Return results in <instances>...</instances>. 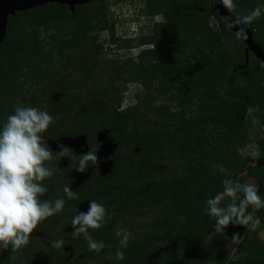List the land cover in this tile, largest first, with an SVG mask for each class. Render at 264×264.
Returning a JSON list of instances; mask_svg holds the SVG:
<instances>
[{
    "label": "trees",
    "instance_id": "trees-1",
    "mask_svg": "<svg viewBox=\"0 0 264 264\" xmlns=\"http://www.w3.org/2000/svg\"><path fill=\"white\" fill-rule=\"evenodd\" d=\"M212 1L148 0L145 14H161L162 23L147 24L139 38L128 39L127 32L123 36L117 29L119 25L125 29V22L117 18L108 21L103 0L78 6L74 14L68 6L48 4L10 19L7 37L0 46V128L13 114L14 105H30L55 118L42 134L47 145L60 137H86L88 151L90 147L98 151L99 134L106 132L116 141L120 155L105 176L89 162L81 173L90 177L75 191L79 199L65 196L63 212L40 224L49 247L33 237L14 254L10 246L6 250L0 247V264H264V242L259 239L264 231V209L254 214L262 223L252 237L241 236L236 258L218 250L233 233L240 234L242 225H229L224 234H217L214 219L205 213L206 200L223 190L225 178L241 183L253 178L264 198V167L248 168L254 159L239 154L241 148L256 143L262 153L259 158L264 160V137L252 135L249 114L254 109V117L264 125V68L251 52L249 66L241 68L245 65L243 40L234 43L236 63L230 52L221 48L227 43L225 36H236L227 31V22L217 10L207 14ZM235 4L234 15L243 16L264 0H235ZM247 27L264 50V15ZM50 28L56 32L49 37V44L59 40L46 52L47 42L39 33ZM95 31H108L107 45L119 51L145 45L154 48L141 52L136 62L127 61L120 67L117 59L102 66L90 56L93 51L82 52L81 57L77 53L85 45L93 47ZM187 49L189 57H177ZM56 50L80 59L74 67L63 68L64 62H54ZM45 76L50 90L64 93L57 103L49 100L48 93L43 99L39 95L33 99L24 91L27 82L20 81L31 77L40 86ZM104 76L109 84L103 82ZM118 79L143 87L136 95L137 104L123 111L118 108L123 102L116 87ZM161 100L166 104H159ZM82 109L85 113H77ZM151 115L157 116V125L147 129L145 126L155 122ZM139 148L141 153L133 152ZM78 156L68 160L66 169H61L59 157L49 163L54 175L42 182L48 191L41 200L64 196L58 195L67 186L61 179L69 170H76ZM214 164H222L227 173L221 176ZM93 199L111 215L102 228L90 230L94 239L105 244L100 253L89 251L86 240L82 236L74 239L73 230H69L73 208ZM151 215V222H143L138 229L148 228L150 233L141 236L133 221ZM120 227L130 230L133 239L126 249H120L125 258L116 260L119 242L115 233ZM60 239L64 241L62 248L51 247V241ZM69 247L72 259L82 253L86 259L65 261L71 254ZM109 254L112 260L107 259Z\"/></svg>",
    "mask_w": 264,
    "mask_h": 264
},
{
    "label": "clouds",
    "instance_id": "clouds-1",
    "mask_svg": "<svg viewBox=\"0 0 264 264\" xmlns=\"http://www.w3.org/2000/svg\"><path fill=\"white\" fill-rule=\"evenodd\" d=\"M218 3L229 13V16L225 17L227 27L235 30V36L239 40H247V26L264 15V4H258L247 14L239 16L234 15L235 0H218ZM120 21L125 22L127 35L132 36L136 32L139 38L144 34L145 28L141 25L143 20L140 15L125 12ZM54 123L55 118L46 110L17 104L14 105L13 114L7 116L3 127L0 128V247L8 249L10 246L13 254L30 243V237L43 221L63 212L65 196L69 200L79 199L70 186H65L64 196L54 201L41 200L48 191L42 182L54 175L49 163L57 157L70 161L77 157L75 151L65 145H60L59 151H55L54 155L53 150L45 143L42 134ZM261 155L260 150L257 157ZM78 157L76 170L79 172H85L89 162L93 165L98 163L97 150L91 147ZM213 169L221 176L228 171L222 164H214ZM222 184L223 190L206 200L205 213L214 219L215 232L224 234L229 225L245 227L251 225L252 229L258 228L262 222L254 214L264 209V198L258 194L257 186L254 183H241L230 178L223 179ZM249 208L252 209L251 212ZM109 219L111 215L106 208L96 200H90L86 212L76 209L71 216L73 238L82 236L89 251L100 253L105 244L102 240L94 239L90 230H99ZM115 235L119 242L115 259L123 260L125 253L120 249L129 246L133 234L130 230L120 227ZM260 236L264 238V232H261ZM240 239L239 233H233L226 245L231 249V253ZM63 246L62 239L51 241L53 248L60 249ZM107 259L112 260V255L109 254Z\"/></svg>",
    "mask_w": 264,
    "mask_h": 264
},
{
    "label": "rangeland",
    "instance_id": "rangeland-1",
    "mask_svg": "<svg viewBox=\"0 0 264 264\" xmlns=\"http://www.w3.org/2000/svg\"><path fill=\"white\" fill-rule=\"evenodd\" d=\"M137 3L139 4V8L143 6V3L141 0H136ZM104 5H106L105 7L107 8L109 17H108V21L109 22H113L114 19H118L120 21V17H122V14H124L125 12H130L129 10H131L132 14H137V12H134V9L137 10V8H134L133 6L130 7L129 3H123L120 2L118 0H103ZM217 1L213 0L211 3V10H209V12L207 14H212L216 9L215 6L217 5ZM215 9V10H214ZM214 10V11H213ZM138 11V10H137ZM158 20H163V16H158L157 17ZM144 20V19H142ZM24 21V18L21 20ZM138 21V20H136ZM117 29H119V32L121 35H125L126 30L121 28V26H117ZM145 30V29H144ZM228 32H231V30L228 28L227 29ZM55 29L50 28V29H45V30H41L40 31V36L45 39V41L47 42L46 44V52L50 50L51 45H55L56 43H58V40L55 41V43H52L51 45L49 44V42L51 43V40L49 39V37L54 36L55 34ZM95 37H97V41L96 43L93 45V47L91 48L90 45H85L83 46L79 51H77L78 56L80 54L81 57V53H87L88 50L93 51V54H90V56L92 58H95L96 60L99 61V63L104 66L106 64H109L111 62H115L117 59L120 62V67L123 66V64L125 62H129V61H135L137 57L140 55L141 52H143L144 50H153V46H147V47H140V48H136L134 50L131 51H119L117 49L116 46L114 45H107L108 40L111 36V34L108 31H95ZM135 36V34L133 35ZM225 42H227L223 47H221L222 49H227V51H229L230 53H228V55L231 54V59L234 60H238L237 58V54L235 52V41L237 42L238 39L234 36H225ZM175 48V47H173ZM243 50L245 51V47L243 48ZM59 51L56 50V56H54V62L56 65L61 64L62 62H64L63 64V68H69L70 67H74V65L76 64V61H78V57H74V58H70L68 57V55L66 54H59ZM189 53V49H187L185 51V53H177V57L182 56L183 57H189L188 55ZM169 52L165 53V56H168ZM163 55L162 59L165 57ZM257 60V62H260V67L263 69L264 68V62L260 61L259 59L255 58ZM253 60V58H252ZM250 64V61H249ZM236 70V68H235ZM105 82V84H109V80L107 79V76H104L102 78ZM20 81H26L27 84L25 86V90L24 91H28V94L30 96H32L33 99H36L39 95L38 98L43 99L45 96H47L46 94H49V100L52 103H57L61 98L64 97V93L62 91L59 90H55V89H51V87L49 86V83H47V76H45L42 80L43 83H40V86H36L33 78L31 77H26L25 78H21ZM61 81H58L57 85H60ZM154 84H158V81L154 82ZM117 88H119L121 95L123 96V102L121 104L118 105L119 111L121 110H125L131 107H134L137 103V98H136V94L137 92H140L143 87L140 83H130V84H125L123 83L122 80L118 79L117 80ZM159 104H166L165 101H160ZM85 109L80 110L77 113H85ZM250 117H251V121H252V135L254 136V138H261L264 137V125L261 124V121L254 117L255 114H257V112L254 109H251L249 111ZM151 119L155 120V122L151 125L145 126L147 129H151L154 128L157 125L156 120L158 119L156 115H151L150 116ZM86 138V137H85ZM84 137L78 139H68V138H58L55 139L51 142H49V147L53 150V151H59V146L60 145H65L67 147L72 148L75 151L76 155H81L84 154L88 151V144L86 145V140ZM78 139V140H77ZM99 142H100V149L97 151V156H98V163L97 165H95V168L103 175H107L110 174L114 164L116 162V158L120 155L119 151L117 150V145H116V141L110 137L107 136L106 132H101L99 134ZM133 152H139V149H135L133 150ZM260 153V149L257 146L256 143H253L249 146H246L244 148H241L239 150V154L240 156H242V158L244 159H253L255 157H257ZM67 158H62L61 159V168L65 166V163L67 162ZM251 164V163H250ZM158 169H161V167H159ZM90 174L88 173H81L77 170H72L69 171L67 173H65L62 177V181L65 183H67V186H70L74 191H76L79 187H81L82 185H84L86 183V181L89 179ZM246 182L248 183H254V179L253 178H247ZM63 192H58V195L62 194ZM90 201V200H89ZM89 201H85L82 204L77 205L76 207L73 208L72 210V214L70 215L69 219H71V216L73 215L74 211L76 209H79L80 211H84L86 212L88 210L89 207ZM153 215L148 216V217H144L142 219H137L136 221H133L134 223L132 225L135 226V228L138 230H140V226L141 224L144 225L149 222H151V220L153 219ZM65 230V229H63ZM69 230H74L73 228H70ZM141 236H145L146 234L150 233V229L145 228L142 231H139ZM254 229L251 228V225L249 226H242V228L240 229V236H242L243 238H250L252 237V232ZM264 232V231H263ZM136 236V235H135ZM33 238L38 239L39 244L43 245L44 247H49V238L46 235V231L41 229L40 227H38L34 233L32 234ZM259 239L260 241L264 242V238H262L259 234ZM241 242V241H240ZM239 242V244H240ZM229 243V242H228ZM228 243L226 245H228ZM238 245H235L234 248V252L231 253V249L228 248L226 245L223 248H220L218 251L219 252H225L227 254H229L230 256H232L233 258H236V254H237V249H238ZM3 248V247H1ZM4 249V248H3ZM6 250V249H5ZM67 251H70L71 254L69 255V257L67 259H65V261H70L73 260L74 262H78L81 260L86 259V255H84V253L79 254L77 256L74 257V259H72V248L69 247L67 249ZM17 259V257L15 258V260ZM93 263V262H92ZM105 264H111V262L107 261Z\"/></svg>",
    "mask_w": 264,
    "mask_h": 264
},
{
    "label": "water",
    "instance_id": "water-1",
    "mask_svg": "<svg viewBox=\"0 0 264 264\" xmlns=\"http://www.w3.org/2000/svg\"><path fill=\"white\" fill-rule=\"evenodd\" d=\"M90 1L91 0H0V46L7 37L10 19L15 17L18 13L31 11L48 4H60L68 6L72 14H74L78 6L88 5ZM216 1L218 3V0ZM215 9L219 12L223 20H225V17L229 16L227 10L219 3L215 6ZM230 30L235 34V30ZM243 41L245 47V65L241 68L245 69L249 66L250 52L254 54L255 58L264 62V50L255 41L253 31L250 28H248V39ZM235 72L236 70H234V73ZM242 174H244V172ZM262 183H264V181Z\"/></svg>",
    "mask_w": 264,
    "mask_h": 264
},
{
    "label": "flooded vegetation",
    "instance_id": "flooded-vegetation-1",
    "mask_svg": "<svg viewBox=\"0 0 264 264\" xmlns=\"http://www.w3.org/2000/svg\"><path fill=\"white\" fill-rule=\"evenodd\" d=\"M142 1V3H143V6L142 7H140L139 8V4L137 3V1L136 0H128V1H126L125 3H129L130 4V7H134V8H137V10L136 9H134V12H137V14L136 15H140V18L141 19H144L143 21H142V23H141V25H143V27L145 28V30H144V33H145V31L148 29V25L147 24H151V25H154V24H158V23H162V21L163 20H158L157 19V17L160 15V16H162L161 14H157V15H155V16H147V14H145V5H146V1L148 2V0H141ZM130 12H131V10H129ZM150 18V21L151 22H147V20ZM127 39L128 38H137V33L135 32V36H131V35H127V36H125ZM147 46H152V45H145V46H142V47H147ZM255 57V56H254ZM69 160V159H68ZM68 160H67V162H68ZM65 163V166L64 167H62L61 169H66L67 167H68V163ZM264 167V160L262 161L259 157H257V158H255L254 159V161H253V163H251V164H249V166H248V168H253V167ZM96 169V168H95ZM264 169V168H263ZM74 171L75 169H71V170H69V171ZM68 171V172H69ZM247 171H248V169H247ZM89 174V173H88ZM263 177V179H261V182L262 181H264V175L262 176ZM261 177V178H262ZM83 186V185H82Z\"/></svg>",
    "mask_w": 264,
    "mask_h": 264
},
{
    "label": "crops",
    "instance_id": "crops-1",
    "mask_svg": "<svg viewBox=\"0 0 264 264\" xmlns=\"http://www.w3.org/2000/svg\"><path fill=\"white\" fill-rule=\"evenodd\" d=\"M232 257V256H231ZM233 258V257H232Z\"/></svg>",
    "mask_w": 264,
    "mask_h": 264
}]
</instances>
